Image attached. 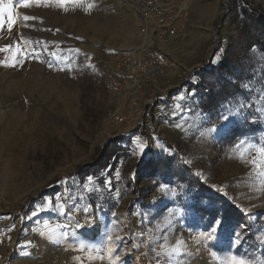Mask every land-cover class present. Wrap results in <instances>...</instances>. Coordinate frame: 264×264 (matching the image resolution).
I'll use <instances>...</instances> for the list:
<instances>
[{
    "label": "rangeland",
    "instance_id": "1",
    "mask_svg": "<svg viewBox=\"0 0 264 264\" xmlns=\"http://www.w3.org/2000/svg\"><path fill=\"white\" fill-rule=\"evenodd\" d=\"M124 1L5 0L14 22L9 30L3 14L0 49L11 47L0 51V64L18 63L0 66V214L13 231L0 264H264L263 60L242 47L239 1L188 0L184 37L158 43L174 67L148 88V104L116 130L106 113L124 112L125 101L107 77L126 39L139 41L128 20L132 5ZM251 2L264 12V0ZM140 39L136 47H147L148 37ZM218 52L246 55L252 80L208 117L190 76ZM229 110L231 119L222 122ZM213 124L219 131L208 134ZM238 126L246 127L242 138L226 142ZM119 137L125 139L120 150ZM149 151L174 156L176 166L210 191L138 177L136 167ZM107 163L116 165L107 184L120 199L113 212L101 213L88 196L96 182L78 175ZM217 199L247 217L248 228L220 226L206 239L222 215L209 220L190 207L219 208ZM237 232L243 233L238 243ZM178 241L180 251L173 253Z\"/></svg>",
    "mask_w": 264,
    "mask_h": 264
},
{
    "label": "trees",
    "instance_id": "2",
    "mask_svg": "<svg viewBox=\"0 0 264 264\" xmlns=\"http://www.w3.org/2000/svg\"><path fill=\"white\" fill-rule=\"evenodd\" d=\"M238 1L240 19L237 33L242 47L257 52L263 60L259 66V77L264 87V12L251 0ZM231 53L232 55H226L224 52L220 55L218 52L219 56L214 59L215 62L211 58V62L208 65L195 69L193 75L190 76L192 82L189 83V87L198 96L199 110L208 117L214 116L226 102L242 95L243 84L252 80L247 71L249 68L247 62L249 60L243 61L246 59V55L237 58L234 52ZM245 130V126L236 127L233 130L232 137H228L226 142L230 143L233 139L239 140ZM123 142H125L123 137L117 138L116 149L120 150L119 148H122L120 144ZM150 153L149 151L136 167V172L139 174L138 177H146L145 175L147 174L152 179L153 177L155 179L156 177L162 178L165 184L167 182L172 183L176 179L179 183L185 185L189 192H196L197 194H206L210 191L207 185L197 176L194 177L182 166H176L177 160L174 156L168 158L163 154L150 155ZM115 164L117 163L115 162ZM108 165L110 166L109 163L104 166L98 164L78 175L84 182L87 179L96 182V186L88 192V196L91 204L96 206L101 213L113 212L112 209L114 210L120 199V197L115 198V188L112 186L108 187L106 183L109 178L113 179L115 177L117 169L114 164L112 165L113 167L115 166L114 169H110ZM107 169L109 170L107 171ZM215 202L220 204L219 208L216 207L215 203L212 206H200L197 203L190 208L199 212L202 218H208L209 220H216L218 216L222 215L221 227L223 229L237 227L239 230L244 231L248 228L247 217L244 219L241 214H235L232 211V207L221 201V199H217ZM108 204H111V206H108ZM112 204L115 206L112 207Z\"/></svg>",
    "mask_w": 264,
    "mask_h": 264
},
{
    "label": "built area",
    "instance_id": "3",
    "mask_svg": "<svg viewBox=\"0 0 264 264\" xmlns=\"http://www.w3.org/2000/svg\"><path fill=\"white\" fill-rule=\"evenodd\" d=\"M138 13L141 37H184L189 19L187 0H126ZM173 66L153 48L123 52L116 56L108 74L109 89L125 101L124 112L115 109L106 113V118L116 130L148 104L145 93L155 87L172 70ZM148 97H151L148 94ZM10 219L0 214V249L12 234ZM1 255V254H0Z\"/></svg>",
    "mask_w": 264,
    "mask_h": 264
},
{
    "label": "snow or ice",
    "instance_id": "4",
    "mask_svg": "<svg viewBox=\"0 0 264 264\" xmlns=\"http://www.w3.org/2000/svg\"><path fill=\"white\" fill-rule=\"evenodd\" d=\"M57 2L60 3V4H64V3H69V2H76V0H57ZM23 6H24V7H27V4H24ZM9 8H10V6H9L8 4L5 3V0H0V29H2V28H3V25H4L3 14H4L5 12L8 13L7 25H8L9 30H10V29L12 28V26H13L14 17H13V15H12V13L10 12ZM23 19H24L25 21H27V20L30 19V17H28V16H24ZM10 47H11V46H6L5 48L0 49V51H6V50H8ZM20 51H21V49H17V54H18ZM214 62H215V61H214ZM16 63H18V60L16 61ZM16 63H12V64H8V65L0 64V66L15 67V66H16ZM245 87H247V86H245ZM191 94L194 95V93H191ZM243 107H244V105H240V108H241V109H243ZM249 107H251V105H249ZM232 115H233V113L229 110V111L227 112V114H223V115H221V116L219 117V119H220L222 122H226V121H229V120L231 119ZM248 122H249V123H255L256 120H255V119H252V120H249ZM218 131H219V128H218L215 124L211 125V127L207 129V133H208V134L215 133V132H218ZM204 134H205V133H202V135H204ZM241 142H243V141H241ZM168 151L170 152V150H168ZM141 155H143V152L141 153ZM106 183H108V182H106ZM160 187H161V188H164V187H166V186H165V185H160ZM113 215H115V214H113ZM86 223H88V222H86ZM221 224H222V218H221L220 220H218V221H215V222H214V225H215V226L211 227V230L208 232V234H207V236H206L205 238H206V239H209V240L214 239L216 233L218 232V230H219V228H220V226H221ZM75 226L79 229V228L83 227L84 225H80V224L77 222V224H76ZM241 227H244V226H241ZM242 235H243L242 232H237V233H236V242H237V243L240 241ZM108 239L111 240V237H108ZM182 243H183L182 241H178V242H177V245H178V246H177V247H174L171 251H172L173 253L180 251V246L182 245ZM116 259L118 260L119 257H117Z\"/></svg>",
    "mask_w": 264,
    "mask_h": 264
},
{
    "label": "crops",
    "instance_id": "5",
    "mask_svg": "<svg viewBox=\"0 0 264 264\" xmlns=\"http://www.w3.org/2000/svg\"><path fill=\"white\" fill-rule=\"evenodd\" d=\"M120 1L123 2L124 0H120ZM187 2H188V0H187ZM127 7L130 9V11H128V20L130 22V29H135V37H136L137 31H138V28H139L138 13H137L136 9L133 6H127ZM123 11L124 10L122 8H120V7L117 8V12L123 13ZM191 25H192V23L190 22L189 25H188V28ZM137 37H138L139 41L142 40V39H140L141 38L140 35L137 34ZM164 39H166V40H164ZM174 39H182V38L180 36H175V37H164L162 39H158L157 37L149 36L146 45L149 48L152 47L153 49H155L162 57H164L174 67L172 62H170V60L167 58L166 54H164V53L162 54L161 53L162 51L161 52L159 51V45H161L163 43V41H161V40H164V42L166 41L165 43H176V40H174ZM139 41L137 40L136 43H133L132 37H131V39L127 38L126 42H125V43H127V45L125 47H122V49H120L121 51L117 50V52L123 53V52H130V51H139V50L142 49V45H140L139 47H136V45L139 43ZM145 42L146 41H144L143 45L145 44ZM158 43H160V44L158 45ZM114 51H116V50H114ZM195 69H197V68H195Z\"/></svg>",
    "mask_w": 264,
    "mask_h": 264
}]
</instances>
